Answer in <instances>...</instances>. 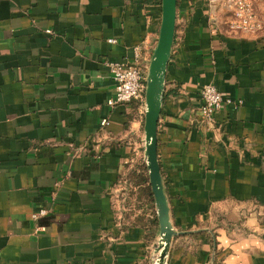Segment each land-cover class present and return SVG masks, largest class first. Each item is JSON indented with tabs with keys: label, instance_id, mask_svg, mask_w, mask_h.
Returning a JSON list of instances; mask_svg holds the SVG:
<instances>
[{
	"label": "crops",
	"instance_id": "1",
	"mask_svg": "<svg viewBox=\"0 0 264 264\" xmlns=\"http://www.w3.org/2000/svg\"><path fill=\"white\" fill-rule=\"evenodd\" d=\"M161 16V0H0V264H150L154 200L132 179L144 113L106 104L103 60L136 45L150 59ZM226 19L208 0L176 1L157 125L179 232L166 264H264V29ZM206 84L243 103L204 118Z\"/></svg>",
	"mask_w": 264,
	"mask_h": 264
},
{
	"label": "water",
	"instance_id": "2",
	"mask_svg": "<svg viewBox=\"0 0 264 264\" xmlns=\"http://www.w3.org/2000/svg\"><path fill=\"white\" fill-rule=\"evenodd\" d=\"M176 1L161 0L162 16L156 45L149 59L145 80L144 102V160L149 186L153 195L154 210L158 222V237L150 264H166L173 238L179 234L173 227L169 204L157 159V125L164 97L165 73L171 52Z\"/></svg>",
	"mask_w": 264,
	"mask_h": 264
},
{
	"label": "built area",
	"instance_id": "3",
	"mask_svg": "<svg viewBox=\"0 0 264 264\" xmlns=\"http://www.w3.org/2000/svg\"><path fill=\"white\" fill-rule=\"evenodd\" d=\"M208 3L211 9L216 7L223 9L227 15L226 28L231 32L251 34L263 29L264 23L254 9L253 0H208ZM46 32L51 31L46 30ZM110 41L115 42L114 39ZM142 47L143 45L134 46L131 58L126 57L120 61L103 60L114 83V94L106 101L108 106L135 102L144 113L145 80L149 59L141 60ZM199 97L202 101L200 112L206 119H211L213 113L223 104L239 106L243 103L241 99L234 101L228 97L224 98L214 84L202 86L199 90ZM108 124V118L103 117L100 126L104 127ZM46 214L47 210L41 207L32 213V217L36 219Z\"/></svg>",
	"mask_w": 264,
	"mask_h": 264
},
{
	"label": "trees",
	"instance_id": "4",
	"mask_svg": "<svg viewBox=\"0 0 264 264\" xmlns=\"http://www.w3.org/2000/svg\"><path fill=\"white\" fill-rule=\"evenodd\" d=\"M141 174L142 176H139V175H134V173H132V179L136 178L139 179V181H142L144 184H146V190L148 191V195L150 197V200H152V203H153V195H152V192H151V189H150V186L148 184V173H147V170H146V166L145 164L142 165V171H141ZM140 174V175H141ZM129 175V174H128ZM127 175V176H128ZM135 180V181H136ZM154 223L155 225L157 226V219L156 217L154 218Z\"/></svg>",
	"mask_w": 264,
	"mask_h": 264
},
{
	"label": "rangeland",
	"instance_id": "5",
	"mask_svg": "<svg viewBox=\"0 0 264 264\" xmlns=\"http://www.w3.org/2000/svg\"><path fill=\"white\" fill-rule=\"evenodd\" d=\"M256 9L258 10L259 13L262 14V12H263V14H264V2H262L260 7H257ZM263 29H264V26H263ZM263 33H264V31H263Z\"/></svg>",
	"mask_w": 264,
	"mask_h": 264
}]
</instances>
